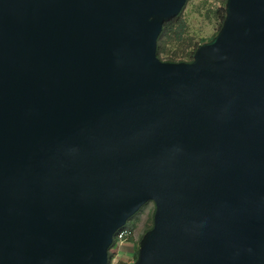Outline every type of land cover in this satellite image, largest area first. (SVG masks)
<instances>
[{
    "label": "water",
    "instance_id": "1",
    "mask_svg": "<svg viewBox=\"0 0 264 264\" xmlns=\"http://www.w3.org/2000/svg\"><path fill=\"white\" fill-rule=\"evenodd\" d=\"M188 0H0V264H264V0H227L192 61Z\"/></svg>",
    "mask_w": 264,
    "mask_h": 264
},
{
    "label": "rangeland",
    "instance_id": "2",
    "mask_svg": "<svg viewBox=\"0 0 264 264\" xmlns=\"http://www.w3.org/2000/svg\"><path fill=\"white\" fill-rule=\"evenodd\" d=\"M226 2L227 0H188L181 12V17L187 22L188 37L192 38L193 44H202L220 30L221 14L222 10L226 9ZM169 48L172 46L170 45ZM160 57L164 61L170 60L166 54ZM155 210V203L148 202L120 231V236H126L128 239H119L109 250L112 264H133L135 262L142 237L154 225Z\"/></svg>",
    "mask_w": 264,
    "mask_h": 264
},
{
    "label": "trees",
    "instance_id": "3",
    "mask_svg": "<svg viewBox=\"0 0 264 264\" xmlns=\"http://www.w3.org/2000/svg\"><path fill=\"white\" fill-rule=\"evenodd\" d=\"M222 11L223 13L221 14V18H222L221 27L226 17V9H223ZM214 36H212L209 40H211ZM209 40H205L202 43L209 41ZM191 41H192V38L188 37L187 22L181 17V14H179L175 18L165 22L163 30L158 38L157 54L159 57L163 54L168 55L170 58L169 61L171 62H182L185 60L186 62L192 61L194 58V53L201 43L196 45V44H193ZM170 45L172 46V48H169ZM189 49H192V50L188 51ZM171 50H174V51H171ZM138 213H136L132 218H134ZM132 218L129 219L127 224L130 222ZM123 228H125V226ZM122 229H120L119 232L115 235L114 243L112 244V246L115 245V242L118 241L119 239L121 240L128 239V237L126 236H120V231ZM112 246L110 247V249L112 248ZM138 249H137V254L135 256V261L138 257ZM109 254L111 256L110 251H109Z\"/></svg>",
    "mask_w": 264,
    "mask_h": 264
}]
</instances>
